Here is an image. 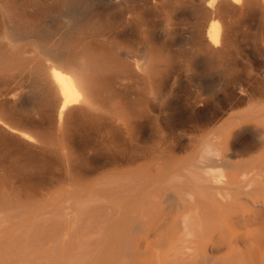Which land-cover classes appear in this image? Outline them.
<instances>
[{"label":"bare ground","instance_id":"bare-ground-1","mask_svg":"<svg viewBox=\"0 0 264 264\" xmlns=\"http://www.w3.org/2000/svg\"><path fill=\"white\" fill-rule=\"evenodd\" d=\"M255 3L261 4L259 6H262L264 14V0H0V87L11 83L5 90L0 88V124L11 133L26 138V141L33 140L32 134L8 125L4 117L9 120L17 109L29 119L49 112L58 124L59 136L63 138L71 139L78 134L124 142L122 140L140 141L142 137H153L160 141L162 138L173 141L174 144L169 146L172 151L190 149L185 156L173 157L170 148L166 147L170 156L166 153L162 164L155 166L150 161L155 152L150 154L146 146L138 147L139 143L136 144L135 152L123 159L120 156L122 160L116 162L119 165L125 163L130 168L120 173L123 176L109 174L108 181L105 180L109 195L114 193L113 187L118 184V187L122 184L139 190L151 188L162 181V185L171 188V191H165L166 199L162 195L163 202L176 200L167 206L169 213L165 217L162 214V264H264V100L251 104L249 101L244 107L247 103L238 95L239 98H235L237 101L234 100L226 111L223 110L222 116L219 114L220 117L215 118L217 120L211 117L190 124L174 121L177 124H173L166 122L168 116L165 115L168 114L166 109H170L169 92L166 94L160 89L162 68L166 66H163L162 51L176 43L182 21L186 15L193 14L196 21L184 31L186 43L192 46H189L192 49L188 52V65L200 66L201 70V87L198 88L201 91L193 100L209 102L212 85L207 77L214 65L222 62L221 54L225 52L223 48L226 45L222 47L221 44L230 41L232 15L240 13V18H244V11L253 8ZM162 15L165 18L163 26ZM134 46H138L137 50ZM227 80L224 76L220 77L219 84L225 85ZM216 121L219 124H214ZM148 125H152L150 130ZM153 170L156 172L153 173ZM119 194L116 193L117 196ZM90 198L93 200L92 196ZM127 207H122L118 216L129 217L130 209ZM115 209L109 205L108 216L114 215ZM95 211L93 213H97ZM83 220L86 221L85 218ZM82 236V242L91 239L86 240ZM151 236L152 233H148L139 238L136 250L153 246ZM52 238L53 242L57 239ZM72 239L68 235L63 242L68 243ZM93 241L89 243L91 246L95 244ZM50 244L52 250L53 245ZM88 245L84 242L69 251L67 246L63 248V244L62 249H56L59 256L57 258L55 254L53 264H113L114 248H106L98 258L97 248L89 246L92 248L89 250ZM109 245L112 244L106 243V247ZM102 246L99 243L98 247ZM36 248L31 241L21 250L23 260L20 264H50L38 261ZM15 250L13 255L17 253ZM47 252L44 251L43 258L49 256ZM150 257L156 261L154 255ZM148 260L146 258V262Z\"/></svg>","mask_w":264,"mask_h":264},{"label":"rangeland","instance_id":"rangeland-1","mask_svg":"<svg viewBox=\"0 0 264 264\" xmlns=\"http://www.w3.org/2000/svg\"><path fill=\"white\" fill-rule=\"evenodd\" d=\"M259 5L261 4L257 5V3H255L253 8L248 9L249 11L248 10L244 11L245 13L246 12L247 13L246 14L243 13V16H244V18L242 17L243 19L240 18L241 17L240 13H237V16L236 14L232 15L233 16L231 18L232 22L229 25H231L230 27H233V28L229 27L230 39L228 38L231 42L225 41L226 42L225 44L224 43L221 44L222 47L223 45H226L224 46L226 48H223L225 49L224 50L225 52L222 53L223 55L221 54L222 62L220 63L222 65L219 62H217L210 71L211 75L209 74L207 77V80L212 85V90H211L212 96L209 100L210 103L209 102L204 103L203 101L193 100V98L197 96L199 92L201 91V89H198L201 87L200 80H199L200 75H201V70H200V66L191 67L188 65L189 64L188 52H189L190 47L192 46L189 43H186L187 37L184 31L189 26L193 25V23L196 21V18H194L196 16L195 15L193 16V14H190L189 16L186 15L189 18L187 19L186 17L183 20L185 23L182 21L181 28H180V34L177 38L176 43L171 45L170 47L171 50L169 49V46L165 48L162 47V49L164 48L162 51V57L164 60L163 66L164 65L166 66L162 68L163 72L161 76L162 79H161L160 89H163L164 92H166V94H168L169 92V95L167 96V98L169 99L168 101H171L169 102L170 109L168 108L166 109L168 114L165 111L166 113L165 115L168 116V119L166 122L170 121V123H173V124H177V123L178 124L179 123L190 124V123H193L194 121L196 122L203 118L212 117L215 119L218 116L220 117L219 114H221L222 116L224 111H226L227 108H229L231 103L237 101L239 96L241 98L243 97L245 99L244 101H246L247 103V104L244 103V107L248 105L249 101H250L249 104H251L253 102H259V101L264 100V77H263L264 76V18H263L264 16H262L264 14H262V11H261L262 6H259ZM255 6L256 8H254ZM258 6L260 7L259 10H258ZM263 12H264V9H263ZM163 13L165 14V12ZM163 15H162V18H164V16L166 17V14L164 16ZM241 19L243 22L239 21ZM244 19L246 22L244 21ZM163 20L165 21V18L162 19V26L164 24ZM186 22H188V24ZM233 25H235V27ZM247 26L249 28H247ZM182 27H184V30ZM221 42H224V41H221ZM219 45H220V41H219ZM219 45L218 47H221ZM137 48L138 46L136 47L134 46V49L137 50ZM185 50L187 51V53L185 52ZM226 52H227V55H225L226 56L225 57L224 54ZM200 56H198V58H201ZM224 67L225 69H223ZM216 70H218V72ZM219 70H223V71L219 72ZM224 73L225 75H223ZM226 73H227V76H226ZM223 76L228 79L225 82L227 86L226 84L222 86L219 84L220 77L222 78ZM235 78L236 80L234 81ZM5 84L7 85H2L0 88L4 87L3 89L5 90L6 89L5 87L8 88V86L11 85V83H5ZM240 87H242V89H240ZM20 112H22V110L17 109L16 113L13 114V117H9V120L7 119V117H4V118H6L7 120L6 123H8V125L23 129L26 132H28L30 135L32 134L31 138H33V140L30 139L31 142L28 139L26 141L25 140L26 138L24 137L11 133L8 129H6L4 126L0 124V250H1L0 251V264L1 263L14 264L15 262L13 261H16L15 264H20V262L23 260V258L20 257L21 256L20 251L24 250L26 246L29 243H31V241L32 243H34L35 248L42 247V249L36 248L37 250L36 254L38 255L36 256H37L38 261H43L45 263L53 264V261L56 260L55 254H56V257L58 258L59 255L57 254L59 253L57 251L59 250V247L62 249L61 246H63V244H64L63 248L67 246L66 248L69 251H73L75 247L77 246L79 247L84 242H85V245H88L91 241H93L92 238L94 239L93 242H95L93 246L97 248L96 255L98 258L99 256L101 257L103 255L104 251H106V248L107 250L114 248V250L112 249L113 254H114L113 261H112L113 264H126L125 262H127V264H135V263L137 264H162V228H161L162 226L161 219L163 218L162 214L164 213L163 216L165 217V215L169 213V210L168 211L166 210L168 209L167 206L170 203L176 202V200H173L172 202V200L170 199L163 202L164 201L163 198L165 197L164 199H166V194L167 192H169V190L171 191V188H167L164 185H162V181L155 186H151V188L148 187L149 190L146 187L144 188L145 190L144 189L138 190L136 188H131L127 186L128 189L132 190L131 191L127 189L126 185L122 186V184H120L121 186L118 187L119 186L118 184V186L113 187L115 194L113 193L112 195H109L110 190H109L108 183L106 185V182L108 181V178H109L108 176H110L111 174L123 176L120 173L130 168V166L125 163L122 165H119L116 162L121 161L125 155H130L131 152L133 151L135 152L137 149L135 145L138 143H139L138 147L140 145L144 147L146 146L145 148L146 149L148 148L147 150L150 154H153L155 152L154 155H151V160H150L151 164H155V166L162 164L161 163L162 160L165 159V157L170 154L169 153L170 150H171L170 151L171 156L174 157L176 155L175 157H182L188 154L190 152V149H188V151L186 150L181 151V149L177 148L175 149V151L174 150L172 151L170 147H171V144H174L173 141L169 142L170 139L168 140V139H163V138L160 141V140L154 139L153 137H144V138L142 137L143 140L140 138V141L137 140L138 142L136 140H122L124 142H121L119 140L118 142V140L114 141V140L102 139V138H97V137L88 138L87 136L85 137L79 136L78 134H76L75 136H71V139H68L69 137L63 138L59 136L58 124L52 120V117L51 115H49L50 114L49 112L41 113L39 117L37 116L38 118H34V119L32 118L29 119L26 115H25L26 117L25 118L23 114L22 115L20 114ZM173 121L177 123H174ZM215 123L219 124L217 121L214 122V124ZM147 127H148L147 129L150 130L152 128V125L151 126L148 125ZM166 147L170 148V150L167 151L168 148ZM158 153L160 155H158ZM166 153L168 154L166 155ZM120 156L122 157V159ZM158 156H159V159H158ZM152 172L154 173L156 172V170H153ZM105 185L108 187H106ZM100 189L101 190L103 189V190L101 191ZM104 190L107 192H105ZM116 193L117 195L119 193L121 195L119 194V196H117ZM135 194H136V197H135ZM143 194L144 196H142ZM163 194H164V197L162 196ZM90 196H92L93 200L95 199L96 201L94 200L93 202ZM112 196L115 198H113ZM116 196L118 198H116ZM101 199L103 201H101ZM105 199H106L105 202H108L106 204L104 202ZM116 199H118V201L119 199H121L120 200L121 203H119ZM83 200L84 201L86 200L84 204L81 203ZM98 200H100L102 203ZM123 200H124V203H122ZM85 204L86 205L88 204L90 206L86 207ZM83 205H84V208H82ZM109 205H112V207L116 208L115 209L116 213L114 212L115 213L114 215L110 214L108 216L107 211H108ZM162 206L165 207L166 211L164 210V208L162 210ZM122 207H127L128 209H130V212L128 211L130 213V216H129V213L127 214L129 217L121 218L120 216H118L120 209H122ZM85 209L87 210V213H85L86 212ZM93 210L94 211L97 210L95 211L97 213H93L94 212ZM99 212H101L100 215L98 214ZM81 216H83L82 217L83 219L85 218V220L86 221L88 220V221L87 222L84 221L81 218ZM98 216L100 217V220ZM115 219L116 220L119 219V220L116 221ZM158 219L159 221H157ZM83 221L85 225L87 224L86 226L83 224ZM101 221H107V223L106 222L104 223ZM117 222L121 224L122 226L119 225ZM156 222H157V225H156ZM73 223L75 226L74 227L75 231H73L74 228H72ZM107 224L108 226H106ZM68 225H70V227ZM110 225H111V228H110ZM25 227L26 229L28 228L27 229L28 231H26ZM84 227L86 228L90 227V229L85 228L86 230L85 231ZM116 227L118 231L119 229H121L119 233L115 232L117 230ZM112 228L114 229L113 231H112ZM104 229L107 230L108 232L105 231ZM97 230L100 231L99 234ZM78 231L80 232V234L78 233ZM88 231L90 232V234ZM92 231L93 233H91ZM114 232L118 236L114 234ZM148 233L149 234L152 233L151 239L154 241L153 246L151 245L148 248H140V250L137 251L136 250L137 240L139 238L141 239ZM72 234H74L75 236H73ZM68 235H71L73 239L70 240L71 242L69 241L70 243L69 242L64 243L63 241L66 240ZM81 236L82 238L84 237V239L86 240H89L91 238L90 239L91 241L89 240L88 242L84 240L82 242L83 239L82 240L80 239ZM26 237L28 238L31 237V238L28 239ZM52 237L57 238V239L53 242ZM130 238L132 242L130 241ZM115 239L116 241H114ZM75 240H78V242H81L79 243L80 245ZM103 240L106 242H104ZM97 241L98 243H96ZM13 242L14 244H12ZM44 242H46V244ZM60 242H63V244H61ZM108 242H110V244L112 245H109L108 247H106V243ZM50 243H52V245L54 246V247L52 246V250L50 249L51 248ZM99 243L103 245L102 247H100L101 250H99L100 248L98 247ZM160 243H161V247H160ZM58 244L59 246H57ZM13 245H15L14 246L15 249L19 250L18 252L17 250L13 249ZM71 245L72 247H69ZM119 245L121 247H119ZM124 245L126 248L124 247ZM89 246L90 247H93V246H91V244L87 246L89 250L92 249ZM156 246H158L159 249ZM18 247H21V248H18ZM8 248L11 250H9ZM121 248L123 249L121 250ZM8 250L11 252H8ZM14 250L17 253H14L13 255ZM45 250L48 251L47 253H49L48 254L49 256L46 258H43ZM2 252L4 253V255ZM119 252L122 253L121 260H119L120 254H121ZM9 253L11 256L9 255ZM146 254H149L147 255L148 257L147 256L145 257ZM2 255L5 256L4 259ZM153 255L156 257L155 262L152 259V257H150ZM12 256L13 257L17 256V257L11 258ZM138 256H140L139 257L140 259L138 258ZM146 258H149L150 261L148 260L146 262ZM5 259H7L8 261ZM142 259L144 260V263L142 262ZM2 260H4L5 262ZM9 260L12 261L13 263L10 262ZM50 260L52 261V263L50 262ZM123 261L125 262L123 263Z\"/></svg>","mask_w":264,"mask_h":264}]
</instances>
